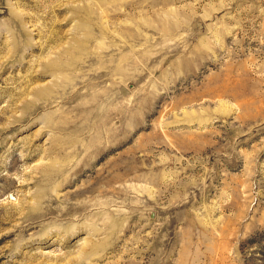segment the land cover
<instances>
[{
    "label": "rangeland",
    "instance_id": "obj_1",
    "mask_svg": "<svg viewBox=\"0 0 264 264\" xmlns=\"http://www.w3.org/2000/svg\"><path fill=\"white\" fill-rule=\"evenodd\" d=\"M0 264H264V0H0Z\"/></svg>",
    "mask_w": 264,
    "mask_h": 264
}]
</instances>
